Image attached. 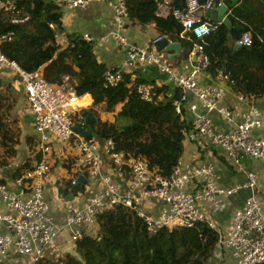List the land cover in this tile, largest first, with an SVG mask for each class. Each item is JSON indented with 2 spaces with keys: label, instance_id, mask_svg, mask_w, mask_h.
Returning <instances> with one entry per match:
<instances>
[{
  "label": "built area",
  "instance_id": "built-area-1",
  "mask_svg": "<svg viewBox=\"0 0 264 264\" xmlns=\"http://www.w3.org/2000/svg\"><path fill=\"white\" fill-rule=\"evenodd\" d=\"M16 1L0 0V15L10 13L9 24L23 25L28 21V16L17 9ZM185 1L186 11L174 9L171 13L183 26L184 33H191L203 43L221 24L215 21L217 24L210 26L206 22L209 20L208 13L223 5L222 0H207L201 6L195 0L194 8L193 0ZM58 2L69 8L85 10L93 0ZM114 15L118 22L127 17L125 0H117ZM188 20L192 21L191 25H186L185 21ZM201 25H207L209 31L197 36L195 29ZM83 37L86 41H93L87 34ZM116 39L117 45L125 49L132 69L144 65L161 68L171 80L172 88L180 91L179 98L174 101L175 113L181 116L184 111L191 116V131L185 134V138L198 141L201 148L208 140L213 147L223 151L234 171L243 177L242 181L228 188L219 186L209 162L182 167L179 161L171 176L162 178L150 172L143 159H125L123 153L116 151L110 139L88 142L80 138L73 132L74 118L78 113V96L72 90L49 84L40 72L22 71L0 52V74L9 70L17 75L22 84L33 127L38 135L35 153L41 155L34 170L13 180L17 191L0 182V264H20L27 258L33 264L42 260L46 254H53L64 228H68L70 239L74 242L83 236L98 214L116 205L136 213L146 221L149 229L191 228L199 222H207L212 229L219 231L215 217L225 213L229 199L234 201L241 194L245 198L234 209L227 232L221 233L213 253L228 250L235 264L264 263V209L256 195L257 175L240 165L242 159L249 158L261 162L264 171V110L248 102L242 95L234 94L235 103L225 104L230 91L225 85L227 77L222 73L216 77L218 84L203 86L199 83V75L209 65L202 44H195L192 50L191 56L196 61L194 67L189 73L181 75L163 62L161 52L153 45L139 48L127 43L121 36ZM104 40L108 41V38ZM58 41L61 42L60 39ZM237 43L251 45V35L243 34ZM104 80L106 85L116 86L121 81L120 71H106ZM138 90L141 98L147 101V88L140 87ZM260 100L264 102V97ZM214 116L223 123L222 129L213 122ZM79 126L83 128V122ZM55 143L60 145L59 153L63 152L66 166L78 157V171L82 169L98 178L100 187L84 207L65 204L63 227L52 221L45 197L46 185L52 176L51 160L56 156L53 149ZM103 158H107L110 165L108 173L103 172ZM189 185L194 186L186 190ZM153 201L162 203L158 216H152L143 207Z\"/></svg>",
  "mask_w": 264,
  "mask_h": 264
},
{
  "label": "trees",
  "instance_id": "trees-1",
  "mask_svg": "<svg viewBox=\"0 0 264 264\" xmlns=\"http://www.w3.org/2000/svg\"><path fill=\"white\" fill-rule=\"evenodd\" d=\"M196 1L200 6L207 2ZM222 3L229 10L226 14L229 25L219 24L203 43L191 33H184L172 14L158 16L155 0L141 3L125 0V19L131 26L153 25L160 37L179 44L178 64L191 57L195 44H202L209 60L204 73L213 80L222 73L227 77L228 90L253 104L264 97V0H222ZM186 5L185 0L174 1L179 11H186ZM16 7L28 16V21L12 25L10 13L0 15L1 54L26 73L40 72L51 85L72 90L78 97L90 95L93 107L103 104L104 111L110 113L120 105L113 122L98 119L93 107L76 114L75 126L83 122L82 127L87 128L85 118L89 117L96 135V138L79 137L88 142L110 139L125 159L141 158L150 172L169 178L182 157L185 134L191 131V116L184 111L179 116L174 111L180 91L173 88L170 94L168 85L144 79L139 69L119 70L121 81L116 86L106 85L104 73L110 69L97 61L94 41H86L78 33L67 34L64 44L58 41L63 31V4L58 0H17ZM206 23L217 24L211 19ZM245 33L251 35L249 46L237 43ZM140 87L147 88V101L141 98ZM5 91L0 89V170L9 173L8 165L20 155L16 150L19 130H14L9 120L13 102L8 95L10 88ZM31 141L32 138L27 142L29 147ZM29 149L30 155L9 173L11 179L34 170L40 161L41 155L35 153V148ZM65 169L68 177L59 180L58 193L61 199L69 201L84 193L86 184L77 183V178L87 179L88 175L82 169L78 171L75 159ZM94 221L95 230L88 228L87 234L74 241L72 252L53 257L48 253L34 264H208L221 238V232L207 222L191 228L149 229L145 220L122 205L103 211Z\"/></svg>",
  "mask_w": 264,
  "mask_h": 264
},
{
  "label": "crops",
  "instance_id": "crops-1",
  "mask_svg": "<svg viewBox=\"0 0 264 264\" xmlns=\"http://www.w3.org/2000/svg\"><path fill=\"white\" fill-rule=\"evenodd\" d=\"M134 3L150 2L153 0H132ZM158 2L157 5V15L160 17H167L172 14L171 11L175 9V0H155ZM117 0L110 1H96L93 2L85 10L77 8H69L66 6L62 7V28L63 31L60 34L61 42L64 44L67 34L78 33L80 35H89L94 41V54L99 63L104 64L110 70L132 72L134 69H139L141 75L144 79L155 82V84H166L170 88V94L174 91L172 88L171 80L168 76L161 70L160 67L144 65L136 66L134 69L129 67L128 57L124 48L117 45L116 37H123L127 43L137 46V47H148L152 46L153 43L161 38L153 25L149 26H131L129 21L126 19L120 20L118 22L114 15V7ZM210 13V12H209ZM208 13L209 19L210 14ZM217 22V21H216ZM108 38V41L104 39ZM167 39V38H166ZM169 40V39H167ZM170 43H174L169 40ZM154 46V45H153ZM180 50V47H179ZM179 53V51H178ZM162 60L171 69L181 75H185L191 71L194 67L196 61L191 56L188 60L182 61L178 64V60L174 51L171 52H161ZM199 83L203 86L218 84L217 80H213L209 75L202 73L198 77ZM0 89L6 93L5 88L9 87L10 91L8 93L9 97L13 102L12 110L10 113V121L13 122V129L19 130V144L16 150L20 152L19 157L15 159L8 168L11 173L18 165H20L24 158L30 155V147L34 150L36 142L38 141V135L36 134L33 127V118L28 111V105L23 92V87L20 79L13 72L4 71L0 74ZM233 93H228L225 100V104L235 103L233 98ZM78 113L82 110H89L93 107V101L90 95L86 94L78 97L77 103ZM254 106L260 110H264V102L258 100L254 102ZM94 110L98 111V119L104 122H113L114 116L120 110V105L115 108L114 112L107 113L104 111V105H99L98 107H93ZM102 108V109H101ZM77 113V114H78ZM77 115H75L76 117ZM79 117V116H78ZM80 118V117H79ZM213 122L217 124L218 128H223V123L220 122L215 116L213 117ZM33 139L30 143V147L27 142ZM203 148L197 142L190 139L184 138L183 140V154L180 159L182 167L193 165L199 162H209L214 168V178L219 186L232 187L237 183H240L243 177L234 171L232 163L226 158L223 151L213 147L211 143L207 140L203 144ZM54 156L51 160L52 164V176L46 185L45 197L49 206V216L52 221L57 226H62L65 224V209L66 203H71L77 207H84L92 194L99 191L100 187L98 184V178L88 175L86 179V189L84 193L79 194L71 200H63L59 197L58 193V182L61 178H67L66 165L64 163V155L59 153L60 145L53 144ZM73 158V157H72ZM19 159V160H18ZM21 160V161H20ZM79 158L75 157V167H79ZM72 162V160H71ZM70 162V163H71ZM69 163V164H70ZM240 165L244 167L246 171L253 172L257 175V199L260 201L264 209V171L263 164L261 162L250 160L249 158H244L240 161ZM68 166V165H67ZM109 163L107 158H103V172H109ZM8 172L0 170V182L7 184V186L13 190L17 191V187L13 183L10 174ZM114 181H118L115 180ZM192 186L189 185L186 190H191ZM245 195L241 194L240 198L231 201H227V207L225 213L220 216L215 217V223L217 228L221 233H226L228 226L232 220L234 209L239 206ZM144 209L146 212L152 216H158L162 210V203L158 201L149 202L144 204ZM89 226L86 228L84 234L89 232ZM73 251V242L69 237L68 228H64L58 238L57 245L53 254L51 255H62L64 253H70ZM215 253V252H214ZM210 258L209 264H235V261L228 250L216 251ZM50 255V256H51ZM219 260H222L219 262ZM30 261L25 259L22 264H29Z\"/></svg>",
  "mask_w": 264,
  "mask_h": 264
},
{
  "label": "water",
  "instance_id": "water-1",
  "mask_svg": "<svg viewBox=\"0 0 264 264\" xmlns=\"http://www.w3.org/2000/svg\"><path fill=\"white\" fill-rule=\"evenodd\" d=\"M226 13H227V7L225 5H221L218 8H213L209 14L212 21L214 22L217 21L229 25L228 19L225 17ZM153 45L158 52L174 51L176 54H178L179 51V44L170 43L169 40H167L165 37L158 38L153 43ZM85 122L87 124V128L83 129L80 126H74L73 132L82 138H88L89 136L96 138L95 133L91 129L90 118L86 117ZM84 182H86V180L83 176H79L77 178V183H84Z\"/></svg>",
  "mask_w": 264,
  "mask_h": 264
},
{
  "label": "clouds",
  "instance_id": "clouds-1",
  "mask_svg": "<svg viewBox=\"0 0 264 264\" xmlns=\"http://www.w3.org/2000/svg\"><path fill=\"white\" fill-rule=\"evenodd\" d=\"M195 7V0H193V8ZM186 25H191L192 21H185ZM209 31V27L207 25H201L199 28L195 29L196 35L201 36L206 34Z\"/></svg>",
  "mask_w": 264,
  "mask_h": 264
},
{
  "label": "rangeland",
  "instance_id": "rangeland-1",
  "mask_svg": "<svg viewBox=\"0 0 264 264\" xmlns=\"http://www.w3.org/2000/svg\"><path fill=\"white\" fill-rule=\"evenodd\" d=\"M98 107V106H97ZM102 109V108H101ZM98 112V111H97ZM19 158H22L21 156L19 157ZM19 160V159H18ZM21 161V160H20ZM91 227V230L93 231V230H95V228H96V226H95V223H93L92 225H90L89 226V228ZM50 257H53V255L52 256H50Z\"/></svg>",
  "mask_w": 264,
  "mask_h": 264
}]
</instances>
